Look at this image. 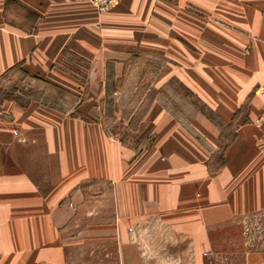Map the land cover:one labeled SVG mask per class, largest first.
<instances>
[{
	"label": "crops",
	"instance_id": "0c3cea01",
	"mask_svg": "<svg viewBox=\"0 0 264 264\" xmlns=\"http://www.w3.org/2000/svg\"><path fill=\"white\" fill-rule=\"evenodd\" d=\"M15 3L25 19L8 20L0 0V78L22 64L28 75L83 96L91 89L82 75L63 66L70 51L121 94L133 67L128 57L155 53L169 64L155 88L177 78L221 121L233 122L236 134L224 145L211 118L179 117L161 97L142 121L152 141L137 150L98 118L38 100L5 101L0 264H161L146 251L153 235L187 248L193 264L197 254L201 264H264V247L247 241L252 233L243 225L264 211V123L256 122L264 106L257 92L264 88V19L244 24L253 40L234 41L210 21L212 0H122L105 13L91 0ZM186 7L209 21L181 24ZM94 182H107L112 193L87 197L85 185Z\"/></svg>",
	"mask_w": 264,
	"mask_h": 264
},
{
	"label": "rangeland",
	"instance_id": "374dc122",
	"mask_svg": "<svg viewBox=\"0 0 264 264\" xmlns=\"http://www.w3.org/2000/svg\"><path fill=\"white\" fill-rule=\"evenodd\" d=\"M158 1L168 5L170 0ZM212 3L215 7L212 6L210 21L226 28L229 31L227 37L229 40L239 41L241 38L253 40L252 32L245 28L244 24L254 16L258 20L259 18L264 19V0H212ZM185 9L178 15L181 24L186 23L182 19L187 17L194 18L196 23L205 19L209 21L208 16L199 9H195L194 12L188 7ZM6 14L7 19L11 21L27 17L26 12L17 6L15 0H7ZM259 22L262 23L261 20ZM248 49L250 48L248 47ZM248 49L245 50L246 53ZM128 60L133 64V67L121 94L114 92L115 86L111 85L106 88L102 80H97L94 77L91 64L70 51L66 52L63 57V66L73 74L80 73L92 93L87 92L83 96H79L66 89H64L66 91L64 93L57 89L59 86L43 79L36 80L33 78L34 76L27 75L22 70H15L5 76L6 72L0 78V108L7 100L28 105L36 101L33 100L36 96L40 97L38 101L43 103L49 98H61L72 115L81 116L87 121H93L95 118L100 119L110 135L117 136L138 150L149 146L153 138L152 127L142 125L146 111L155 99L163 97L179 117L187 119L194 113H203L211 118L220 128V137L224 145L234 138L236 125L233 122L229 125L221 121L177 78L171 79L162 90L155 88L154 83L157 77L167 71L169 67L165 57L155 53L139 52L128 57ZM257 92L263 95L264 88H259ZM81 101L87 102V112L79 110ZM118 108H121V111ZM219 158L215 162L216 168L219 164L221 166ZM91 185L93 186L92 190ZM85 193L89 198L108 197L112 193V188L107 182H94L85 185ZM243 225L246 230L252 233L247 241L254 246L264 247V211H259L249 217ZM164 230L166 231L165 228ZM152 238L150 239L152 245L150 244L149 248H146L149 253L147 254L150 257H156L161 264H193L191 251L188 253L187 248L175 247L171 238L156 239L155 235ZM144 241L145 243L149 242L147 239ZM219 257H221L220 254L213 255L211 260H216ZM205 258L207 257L205 256ZM195 259V264H201L198 254L195 255ZM229 259L235 261V256Z\"/></svg>",
	"mask_w": 264,
	"mask_h": 264
},
{
	"label": "trees",
	"instance_id": "16d2710c",
	"mask_svg": "<svg viewBox=\"0 0 264 264\" xmlns=\"http://www.w3.org/2000/svg\"><path fill=\"white\" fill-rule=\"evenodd\" d=\"M15 70H22L23 71V73H25V74H27L28 75V73L25 71V70H23V68H22V64H18V65H16V66H14V67H12L11 69H9L8 71H7V73L5 74V76L6 75H8V74H10V73H12V72H14ZM34 79H36V80H41V79H39V78H37V77H33ZM59 91H61V92H66L64 89H62V88H60V87H58L57 88ZM33 100H40V97H38V96H36V97H34V99ZM45 101V100H44ZM45 103H47L48 105H50V107L51 108H53V109H55V110H57V111H60V112H64V113H67V112H69V108H68V106L65 104V102L61 99V98H59V99H47L46 101H45ZM230 125V124H229ZM229 143V142H228Z\"/></svg>",
	"mask_w": 264,
	"mask_h": 264
},
{
	"label": "built area",
	"instance_id": "2783aa9c",
	"mask_svg": "<svg viewBox=\"0 0 264 264\" xmlns=\"http://www.w3.org/2000/svg\"><path fill=\"white\" fill-rule=\"evenodd\" d=\"M122 0H91L92 4L98 10L99 13H105L109 11L111 8L119 4ZM264 95V92H262ZM257 123H264V106L262 110V114L256 121Z\"/></svg>",
	"mask_w": 264,
	"mask_h": 264
}]
</instances>
